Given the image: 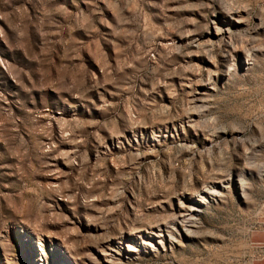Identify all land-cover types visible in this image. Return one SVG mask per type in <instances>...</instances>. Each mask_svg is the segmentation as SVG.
Returning a JSON list of instances; mask_svg holds the SVG:
<instances>
[{
  "label": "rangeland",
  "instance_id": "obj_1",
  "mask_svg": "<svg viewBox=\"0 0 264 264\" xmlns=\"http://www.w3.org/2000/svg\"><path fill=\"white\" fill-rule=\"evenodd\" d=\"M263 210L264 0H0V264H252Z\"/></svg>",
  "mask_w": 264,
  "mask_h": 264
},
{
  "label": "bare ground",
  "instance_id": "obj_2",
  "mask_svg": "<svg viewBox=\"0 0 264 264\" xmlns=\"http://www.w3.org/2000/svg\"><path fill=\"white\" fill-rule=\"evenodd\" d=\"M235 23H237L235 21ZM237 181V184H239V189L240 191H244L242 188L244 187V184H242V182H239V180H236ZM218 186L220 187V189L222 190H225L227 189L228 186H226V182H222V183H218ZM211 190V189H210ZM203 196L199 197V198H196V203H198V205L196 207H190V208H187L186 209V215H190V216H193V215H196L199 211L198 209L207 204L209 201H214L215 198L217 197V194L213 191H206L204 190L203 191ZM220 194V193H219ZM196 195V194H195ZM219 196V195H218ZM196 197V196H195ZM218 199V198H217ZM209 200V201H208ZM200 205V207H199ZM185 216V215H184ZM189 218V217H187ZM190 220V219H189ZM193 224V223H192ZM180 225V224H179ZM183 229V228H182ZM146 247H149V248H153L152 245L150 244H144ZM129 252H133L134 250H128Z\"/></svg>",
  "mask_w": 264,
  "mask_h": 264
},
{
  "label": "crops",
  "instance_id": "obj_3",
  "mask_svg": "<svg viewBox=\"0 0 264 264\" xmlns=\"http://www.w3.org/2000/svg\"><path fill=\"white\" fill-rule=\"evenodd\" d=\"M263 226H264V210H263ZM253 241H255L258 245V247H260L262 249V247H264V227L262 229V231H258V233H255L253 235ZM252 264H264V256L263 254L260 256V260L254 261Z\"/></svg>",
  "mask_w": 264,
  "mask_h": 264
},
{
  "label": "built area",
  "instance_id": "obj_4",
  "mask_svg": "<svg viewBox=\"0 0 264 264\" xmlns=\"http://www.w3.org/2000/svg\"><path fill=\"white\" fill-rule=\"evenodd\" d=\"M257 248H260V247H257ZM262 250H263V256H264V247H262Z\"/></svg>",
  "mask_w": 264,
  "mask_h": 264
}]
</instances>
